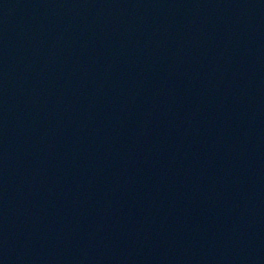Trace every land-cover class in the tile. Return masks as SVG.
I'll return each mask as SVG.
<instances>
[{"label": "water", "instance_id": "obj_1", "mask_svg": "<svg viewBox=\"0 0 264 264\" xmlns=\"http://www.w3.org/2000/svg\"><path fill=\"white\" fill-rule=\"evenodd\" d=\"M0 264H264V0H0Z\"/></svg>", "mask_w": 264, "mask_h": 264}]
</instances>
